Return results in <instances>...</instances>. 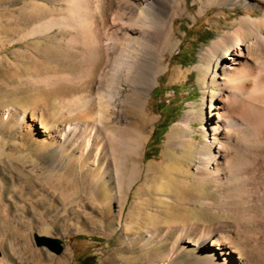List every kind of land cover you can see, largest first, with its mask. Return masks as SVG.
Here are the masks:
<instances>
[{
    "label": "bare ground",
    "instance_id": "bare-ground-1",
    "mask_svg": "<svg viewBox=\"0 0 264 264\" xmlns=\"http://www.w3.org/2000/svg\"><path fill=\"white\" fill-rule=\"evenodd\" d=\"M33 1L12 17L28 28L6 43L33 46L54 68L20 78L43 92V103L29 112L15 110L14 115L0 110V121L15 117L19 123L27 118L33 125L39 123L38 136L33 135V125L27 132L41 147L56 148L73 162L78 167L75 176L87 173L94 190L108 187L121 216L128 193L142 176L150 138L145 132L151 124L150 92L176 38L174 23L194 4ZM196 2L203 15L228 8L231 16H240L204 49L196 69L204 89L202 105L207 96H216V104L203 134L207 141L189 172L193 181L209 186L211 195L203 194L193 203L216 218L148 232L138 245L159 264L180 261L188 248L191 259L181 264H264V0ZM45 38L50 41L39 48V39ZM197 119H205L201 111H187L176 127L181 133H175L171 143L185 147L193 141L189 134ZM170 235L166 250H153Z\"/></svg>",
    "mask_w": 264,
    "mask_h": 264
},
{
    "label": "rangeland",
    "instance_id": "rangeland-1",
    "mask_svg": "<svg viewBox=\"0 0 264 264\" xmlns=\"http://www.w3.org/2000/svg\"><path fill=\"white\" fill-rule=\"evenodd\" d=\"M33 2L0 0V110L10 115L15 110L29 112L44 102L43 92L21 83L20 78L54 68L33 46L7 44L29 26L15 23L12 17ZM43 3L53 7L51 1ZM192 4V11L174 23L176 38L150 92L151 124L145 129L150 138L143 153L142 176L128 193L121 216L108 187L94 190L88 174L75 176L78 167L62 158L58 149L40 146L33 138L40 134L39 123L33 125L30 118L19 123L15 117L0 121V264H77L86 257H93L95 264H159L150 261L149 251L138 245L140 238L174 225L215 220L193 203L203 194L211 195L209 186L193 181L189 173L207 141L203 134L216 104V96H207L202 105L204 89L196 69L204 49L240 16H231L228 8H213L203 15L196 0H189L188 5ZM49 41L39 39V48ZM221 66L220 62L217 70ZM189 110L201 111L205 119L195 121L189 134L193 141L180 147L171 138L181 133L176 127ZM29 125L33 135L27 132ZM106 201L108 206L103 205ZM35 234L60 239L62 253L54 255L36 247ZM170 236L155 243L153 250H166ZM191 256L192 248H188L180 261L170 264L184 263Z\"/></svg>",
    "mask_w": 264,
    "mask_h": 264
},
{
    "label": "water",
    "instance_id": "water-1",
    "mask_svg": "<svg viewBox=\"0 0 264 264\" xmlns=\"http://www.w3.org/2000/svg\"><path fill=\"white\" fill-rule=\"evenodd\" d=\"M33 240L36 247L46 248L54 255H60L63 251V245L60 239L35 234Z\"/></svg>",
    "mask_w": 264,
    "mask_h": 264
},
{
    "label": "trees",
    "instance_id": "trees-1",
    "mask_svg": "<svg viewBox=\"0 0 264 264\" xmlns=\"http://www.w3.org/2000/svg\"><path fill=\"white\" fill-rule=\"evenodd\" d=\"M77 264H95L93 257H86L77 262Z\"/></svg>",
    "mask_w": 264,
    "mask_h": 264
}]
</instances>
